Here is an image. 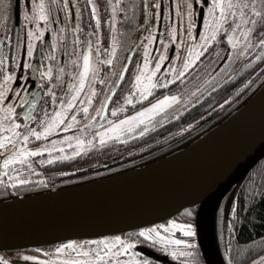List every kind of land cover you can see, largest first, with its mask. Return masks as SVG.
Listing matches in <instances>:
<instances>
[{
    "label": "snow or ice",
    "instance_id": "6c2138e0",
    "mask_svg": "<svg viewBox=\"0 0 264 264\" xmlns=\"http://www.w3.org/2000/svg\"><path fill=\"white\" fill-rule=\"evenodd\" d=\"M54 2L30 0L31 10L21 14L26 27L21 31L17 25L15 40L7 27L10 5H4L5 32L0 36V184L5 188L11 185L16 190L20 186L22 190L29 183L21 179V174L37 171L32 158L40 157L39 163L46 165L77 157L87 149L113 141L127 143L167 124L169 115L179 119L182 106L191 107L197 94L203 101L213 83L220 88L221 74L230 64L239 61L244 68H250L257 61L264 64V0H171L167 7L163 0H155L154 5L150 0H142L145 23L135 24L141 35L127 47L126 29L121 22L131 24L141 6L112 0L105 8L108 18L104 21L98 10L100 6L87 0L86 7L90 6V10L84 24L79 6L72 19L69 0H63L59 6L64 10L63 19L58 15L53 18ZM120 12L124 15L118 16ZM84 32L87 34L82 35ZM46 33L51 36L47 46ZM5 47L10 51L5 52ZM181 49H186L183 55ZM37 55L38 62L33 63ZM213 66H218L220 71L210 75L208 70ZM259 70L264 73V68ZM232 71L228 81L235 79L236 73ZM107 73L112 79H101ZM126 73L130 77L129 90L122 95L123 103L110 107ZM31 76H36V80H31ZM202 79L204 84L198 87ZM97 82L107 83L109 87L93 114ZM174 83L182 86L183 92L166 93L149 101L157 89ZM30 86L37 89L31 92V99ZM41 93L46 99L43 111L36 116L31 110L37 108L35 97ZM138 102L146 106L128 114L127 106ZM25 103L28 110L18 112L17 107ZM45 153L47 156L43 158ZM258 169L264 170V155L249 166L245 181L254 183L259 175L264 185V174ZM46 183L41 177L40 184ZM188 205L183 213L194 217L198 205L195 200ZM227 207L235 217L236 200ZM238 219L227 224L230 239ZM196 236L192 223L165 216L163 222L159 218L155 223L144 222V226L130 227L126 233L67 239L57 243L50 252H44L46 258L28 255L24 259L37 264H164L155 255L162 253L171 258L167 264L176 261L206 264L193 239ZM146 248L152 251H145ZM231 248L229 243L223 254L225 264H234ZM0 264L12 262L0 256ZM251 264H264V255H258Z\"/></svg>",
    "mask_w": 264,
    "mask_h": 264
},
{
    "label": "water",
    "instance_id": "95a60500",
    "mask_svg": "<svg viewBox=\"0 0 264 264\" xmlns=\"http://www.w3.org/2000/svg\"><path fill=\"white\" fill-rule=\"evenodd\" d=\"M15 12L17 18V8ZM261 155L264 86L212 130L153 163L85 184L0 202V252L126 233L144 222L173 218L195 200V238L202 259L206 264H225L215 239V212Z\"/></svg>",
    "mask_w": 264,
    "mask_h": 264
},
{
    "label": "trees",
    "instance_id": "16d2710c",
    "mask_svg": "<svg viewBox=\"0 0 264 264\" xmlns=\"http://www.w3.org/2000/svg\"><path fill=\"white\" fill-rule=\"evenodd\" d=\"M238 64L239 67L236 69L235 66ZM235 66V79L231 81H228V78L224 79L220 88L215 87L210 90L203 101L199 100L185 109L179 119L171 118L167 124L144 136L135 137L127 143L122 141L106 143L103 146L90 148L77 157L57 160L52 164L42 165L39 163L40 157L32 158L37 171L32 172L31 175L28 171L21 174V179L28 180L29 183L23 186L22 190L20 186L13 190L11 185L5 188L0 184V202L103 179L148 165L182 150L234 114L264 86V73L259 70L264 68V64L257 61L250 68H244L243 63L238 61ZM129 79L127 74L120 89L121 96L129 87ZM249 82H251L250 87ZM182 89V86L174 83L167 88L157 90L148 99L153 101L163 94L181 92ZM230 96L231 100H229ZM144 105L146 104L140 102L137 107ZM189 124L192 125L191 128L187 127ZM181 128L185 131L180 132ZM45 157L46 154H43V158ZM258 171L264 174V170L258 169ZM247 175L248 173L227 193L216 209L214 217L215 239L220 254L224 260L223 254L227 250V245L231 243L234 264H251L258 255H264V199H262L264 185H261L259 175L254 178V183L246 182ZM41 177L47 182L46 184H40ZM3 179L7 180V177ZM233 190H235L234 195ZM233 199L237 202L235 217L227 207ZM236 217L239 219L230 239L227 224ZM174 218L183 222H194V217H187L183 211ZM30 250L37 251V249ZM145 251L152 250L146 248ZM155 255L161 257L164 264L171 259L164 257L162 253ZM199 255L202 258L200 252ZM174 264L181 262L176 261Z\"/></svg>",
    "mask_w": 264,
    "mask_h": 264
},
{
    "label": "flooded vegetation",
    "instance_id": "af4514ba",
    "mask_svg": "<svg viewBox=\"0 0 264 264\" xmlns=\"http://www.w3.org/2000/svg\"><path fill=\"white\" fill-rule=\"evenodd\" d=\"M8 4H10V12H9V22H8V30L10 31L13 40H15V35H16V31H17V25H23L22 24V19H21V14L25 11H30V0H24V3H17V0H7ZM3 0H0V9L3 6ZM94 3H97L100 7H99V11L102 14V18L104 21L107 20L108 16L104 14L105 12V8L106 6L112 2V0H93ZM124 3L128 4L129 6L133 3H136L138 6H141L139 8V10L137 11V14L135 16V18L132 20L131 24L127 23L130 27H126V23L125 22H121L122 27H124L127 31V29L132 30L131 32H128L124 34V40L129 39V40H136V38H138L141 35V30L135 28V24L138 22L140 24L145 23V19H144V13L142 11V0H123ZM63 3V0H55V2L52 4V16L53 18H55L57 15L63 19L64 17V10L62 7H59L61 4ZM150 3L152 5L155 4V0H150ZM171 3V0H163V4L167 7L169 6V4ZM79 6L81 8V11L83 13L82 15V21L84 24L87 23L88 21V12L90 10V6H87V0H69V7L72 11V19L75 18V9L76 7ZM16 8L18 9V16L16 18ZM132 13V9L131 7H129V15H131ZM1 14V13H0ZM118 16H123L124 13L120 12L117 13ZM152 15H154V13H152ZM151 18V16L149 17ZM26 27V25L21 26V31H23V28ZM70 27H74V25L70 24ZM103 28L106 30L107 29V25H103ZM87 33L84 32L82 33V35H86ZM4 34L0 35L3 36ZM46 37L47 40L45 42V46H47V41L51 39L50 33H46ZM104 43V41H102ZM5 45H7V41H4ZM39 47V45H38ZM105 47H107V44L105 43ZM5 52L10 51V49L8 47H5L4 49ZM69 51H71V49H69ZM58 56H61L62 58V53H57ZM135 55V54H134ZM38 62V55L37 57L34 58L33 63H37ZM38 75V73H37ZM31 80H36V76H31L30 77ZM123 83V82H122ZM121 85L118 88V92L117 94L114 95L113 97V102L110 104V107L112 104L115 103L116 100H119L120 98H122L121 93H120V89H121ZM66 87V86H65ZM95 87L97 89V93L95 96V101L97 100L99 93H100V88L103 87V84H100L99 82H97L95 84ZM108 87V86H107ZM37 91V89L35 87L30 86V91H29V98L31 99V92ZM106 92V90H105ZM105 95V94H104ZM36 101H37V108L36 109H32V114L39 116L41 114V112L43 111L44 108V101L46 99V97H44V95L41 93L39 96L35 97ZM28 104L25 103L22 106H18L17 107V111H22V110H28ZM94 105L92 107V111H93ZM23 118L21 117V120ZM73 133H75V130H73ZM18 251V252H16ZM44 251V250H43ZM33 252V251H29V250H14V251H2L0 256H3L5 259H8L12 262V264H37V262H32V261H26L24 259L25 256L28 255H41V258H46L44 256V252Z\"/></svg>",
    "mask_w": 264,
    "mask_h": 264
},
{
    "label": "rangeland",
    "instance_id": "374dc122",
    "mask_svg": "<svg viewBox=\"0 0 264 264\" xmlns=\"http://www.w3.org/2000/svg\"><path fill=\"white\" fill-rule=\"evenodd\" d=\"M4 2H3V6L1 7V9H0V35H2V34H4V32H5V26H4V24H3V22H2V15H3V12L5 11V8H4V5H10V4H8V1L7 0H3ZM24 13V12H23ZM174 15V14H173ZM126 27H130L127 23H126ZM21 26H23V25H21ZM161 27H163V25L161 26ZM132 30H129V29H127V31H126V33H128V32H131ZM139 39V37L138 38H136V40H138ZM187 40V38L185 37V41ZM131 41H133V40H129V39H126L125 40V46L127 47L128 46V43H130ZM103 43V42H102ZM157 46H159L158 44H157ZM169 51H170V54H171V46H170V49H169ZM186 51V49H181V55H183L184 54V52ZM125 55H126V53H125ZM234 66H235V64H230L229 66H228V68L227 69H225V71L221 74V77H220V79H221V81H223L224 79H226V78H228L229 76H231L232 74H233V71L232 70H234L235 71V68L237 69V67H239V64L238 65H236L235 66V68H234ZM220 71V69H219V67L218 66H213V68H211V69H209L208 70V72H209V74L211 75V74H214V73H218ZM128 74V73H127ZM127 74H126V76H127ZM126 78V77H125ZM101 79H104L105 81H107V80H110V79H112V76H111V74L110 73H107V74H105V75H102L101 76ZM155 82V81H154ZM204 84V81H203V79L202 80H200V82H199V84L197 85L198 87L199 86H201V85H203ZM109 87V85L107 84V83H104L103 84V87H101L100 88V93H99V96H98V98H97V100L95 101V99H94V102H93V105H94V108H93V114H95V108H97V107H99L100 106V103H101V101H102V99H103V97H104V94H105V90H107V88ZM169 86V85H168ZM167 86V87H168ZM216 87V84L215 83H213L212 85H211V88L209 89V91L210 90H212V89H214ZM161 89H163V88H161ZM129 90V87H128V89L126 90V91H128ZM157 90H159V89H157ZM156 90V91H157ZM183 90H184V88L182 89V91L181 92H183ZM155 91V92H156ZM197 102H199V94H197V98L195 99V100H193L192 101V105H194V104H196ZM123 103V101H122V98H120L119 100H116L115 101V103L114 104H112L111 105V107H116V106H118V105H121ZM140 102H138V103H136L134 106L133 105H129V106H127V112H128V114H131V112L132 111H134V110H139V108L140 107H137V105L139 104ZM144 106H146V105H144ZM141 107H143V106H141ZM183 107V110H182V112L185 110V109H187L188 108V106L187 105H183L182 106ZM130 110H132V111H130ZM181 112V113H182ZM169 119H171V115H169ZM90 131H91V129H90ZM121 142V141H120ZM59 147V146H58ZM88 150V149H87ZM66 151H67V149H66ZM46 154V153H45ZM46 156H47V154H46ZM46 158V157H45ZM178 222H183V221H179L178 220ZM193 225H194V222L192 223ZM181 238V237H180ZM193 239H195L196 240V238L195 237H193ZM54 247L55 246H52L51 248H49V249H43L44 251L43 252H50L52 249H54Z\"/></svg>",
    "mask_w": 264,
    "mask_h": 264
}]
</instances>
